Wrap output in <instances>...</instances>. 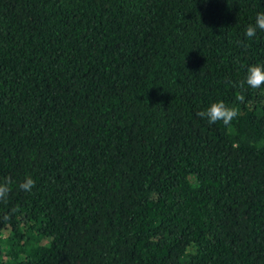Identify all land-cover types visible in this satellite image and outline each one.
Masks as SVG:
<instances>
[{
    "label": "trees",
    "instance_id": "16d2710c",
    "mask_svg": "<svg viewBox=\"0 0 264 264\" xmlns=\"http://www.w3.org/2000/svg\"><path fill=\"white\" fill-rule=\"evenodd\" d=\"M259 12L0 0V264H264ZM219 101L229 125L196 115Z\"/></svg>",
    "mask_w": 264,
    "mask_h": 264
},
{
    "label": "clouds",
    "instance_id": "9594fccd",
    "mask_svg": "<svg viewBox=\"0 0 264 264\" xmlns=\"http://www.w3.org/2000/svg\"><path fill=\"white\" fill-rule=\"evenodd\" d=\"M258 30L264 31V12L257 13L255 22L247 26L245 36L247 38H253ZM244 84H247L253 89L264 86V65H250L246 69L245 79L240 83V86L243 87ZM239 99L242 101L243 96L239 97ZM196 115L201 118H206L209 124L222 121L223 124L229 125L239 115V112L236 108L226 106L222 101H219L211 103L206 109L197 112ZM11 184L12 180L10 177L5 178L0 183V201L7 199L8 193L11 191L9 187ZM34 186L35 181L31 176H26L24 181L19 184L20 189L23 191H31Z\"/></svg>",
    "mask_w": 264,
    "mask_h": 264
}]
</instances>
